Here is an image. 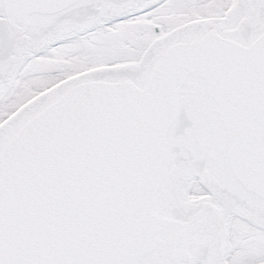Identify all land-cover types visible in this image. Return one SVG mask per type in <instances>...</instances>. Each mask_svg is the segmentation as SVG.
<instances>
[{
  "label": "snow or ice",
  "instance_id": "obj_1",
  "mask_svg": "<svg viewBox=\"0 0 264 264\" xmlns=\"http://www.w3.org/2000/svg\"><path fill=\"white\" fill-rule=\"evenodd\" d=\"M0 264H264V0H0Z\"/></svg>",
  "mask_w": 264,
  "mask_h": 264
}]
</instances>
